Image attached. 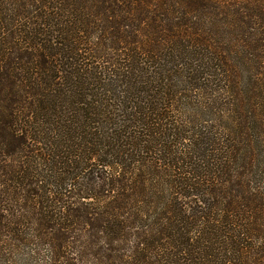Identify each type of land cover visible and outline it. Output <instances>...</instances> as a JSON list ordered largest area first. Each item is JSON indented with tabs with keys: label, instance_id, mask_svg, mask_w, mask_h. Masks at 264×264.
Instances as JSON below:
<instances>
[{
	"label": "trees",
	"instance_id": "trees-1",
	"mask_svg": "<svg viewBox=\"0 0 264 264\" xmlns=\"http://www.w3.org/2000/svg\"><path fill=\"white\" fill-rule=\"evenodd\" d=\"M0 264H264V0H0Z\"/></svg>",
	"mask_w": 264,
	"mask_h": 264
}]
</instances>
